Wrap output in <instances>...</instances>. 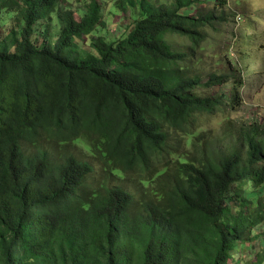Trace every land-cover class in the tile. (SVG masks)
Listing matches in <instances>:
<instances>
[{
    "label": "trees",
    "instance_id": "obj_1",
    "mask_svg": "<svg viewBox=\"0 0 264 264\" xmlns=\"http://www.w3.org/2000/svg\"><path fill=\"white\" fill-rule=\"evenodd\" d=\"M78 1L0 0V264H264V122L203 129L252 69L203 82L233 0H114V38Z\"/></svg>",
    "mask_w": 264,
    "mask_h": 264
},
{
    "label": "rangeland",
    "instance_id": "obj_2",
    "mask_svg": "<svg viewBox=\"0 0 264 264\" xmlns=\"http://www.w3.org/2000/svg\"><path fill=\"white\" fill-rule=\"evenodd\" d=\"M73 2L75 8L79 1ZM169 5L172 0H154ZM240 1V3H238ZM105 7L103 26H100V33L109 38H114L128 30L127 24L131 22L135 13L130 10H119L114 6V0H103ZM197 6V5H196ZM193 10V9H192ZM194 13V12H192ZM229 19L224 23H219L208 29L210 41L207 43L208 51L200 64L203 82L208 83L211 75L216 73H229L235 68H241L245 62L251 64L250 71H242L245 86L242 88L244 98L243 105L237 110H228V114L217 113L206 116L203 123L204 131L214 130L217 136L223 133L224 123L230 117L232 122L238 126L245 122L258 120L264 122V0H233L228 11ZM49 26L45 33L48 43H55L58 37L59 25L56 16L45 22ZM170 39L171 36H168ZM180 40V37L177 38ZM88 38H83L81 47L89 49ZM235 60L238 65L233 64ZM243 60V61H242ZM199 65V64H198ZM235 81L230 84L218 86L213 89H204V92L219 94L225 92L230 95ZM260 235V239L251 243L252 250L262 254L264 250V226L255 232ZM240 260V257H238ZM255 257L251 256L248 261L240 264L254 262Z\"/></svg>",
    "mask_w": 264,
    "mask_h": 264
}]
</instances>
